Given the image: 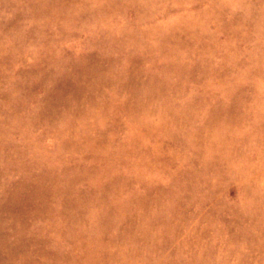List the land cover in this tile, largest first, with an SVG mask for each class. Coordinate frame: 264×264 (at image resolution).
<instances>
[{"label": "rangeland", "instance_id": "obj_1", "mask_svg": "<svg viewBox=\"0 0 264 264\" xmlns=\"http://www.w3.org/2000/svg\"><path fill=\"white\" fill-rule=\"evenodd\" d=\"M0 264H264V0H0Z\"/></svg>", "mask_w": 264, "mask_h": 264}]
</instances>
